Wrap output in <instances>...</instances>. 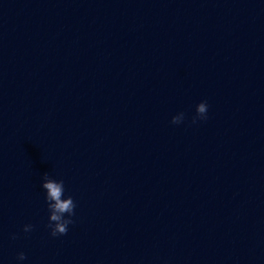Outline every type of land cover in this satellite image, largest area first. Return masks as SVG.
<instances>
[{"label": "water", "instance_id": "water-1", "mask_svg": "<svg viewBox=\"0 0 264 264\" xmlns=\"http://www.w3.org/2000/svg\"><path fill=\"white\" fill-rule=\"evenodd\" d=\"M0 264H264V0H0Z\"/></svg>", "mask_w": 264, "mask_h": 264}, {"label": "clouds", "instance_id": "clouds-1", "mask_svg": "<svg viewBox=\"0 0 264 264\" xmlns=\"http://www.w3.org/2000/svg\"><path fill=\"white\" fill-rule=\"evenodd\" d=\"M207 111V102L204 100L198 102L195 106V115L192 117V123L206 119ZM184 119L185 114L183 112H178L171 117V123L180 124ZM41 187L45 190L44 199L48 208L47 227L50 230V235L55 237L66 234L68 232V226L74 222L72 217L75 215V201L70 195L65 196L63 180L51 178L47 173L43 175ZM33 227L34 226L31 224H25L23 225V231L28 233ZM13 238H15V236H13ZM25 259L26 256L24 252H19L17 254L18 261H23Z\"/></svg>", "mask_w": 264, "mask_h": 264}]
</instances>
